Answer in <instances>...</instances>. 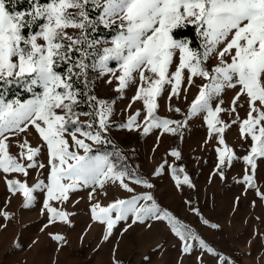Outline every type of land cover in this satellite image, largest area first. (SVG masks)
Returning a JSON list of instances; mask_svg holds the SVG:
<instances>
[{
    "label": "snow or ice",
    "instance_id": "6c2138e0",
    "mask_svg": "<svg viewBox=\"0 0 264 264\" xmlns=\"http://www.w3.org/2000/svg\"><path fill=\"white\" fill-rule=\"evenodd\" d=\"M88 5L102 9L95 20L89 17ZM37 21H41L38 30L25 35L23 30ZM97 24L106 29L116 27V34L110 41L90 38L88 30L95 31ZM189 24L195 25L203 37L202 51L174 38V29ZM68 28L79 30V34L68 35ZM213 56L218 62L209 67L207 62ZM90 57L91 64L87 62ZM110 61H115L116 67H110ZM60 63L67 65L63 73L56 71ZM90 68L97 72V78L109 75L106 82H115L118 92L136 84L132 100L143 103L145 134L154 128L175 134L185 126L156 115L158 101L169 86L171 99L188 91L185 81L189 85L197 77L207 81L199 87L189 114H204L210 134L218 137V166L231 163L234 156L225 142L227 124L221 119L225 109L219 97L226 90L239 89L231 100V112H237L244 98L248 111L245 118L237 116L232 123H238L242 139L250 137L253 142L249 154L242 159L254 173L256 158H264V0H29L27 11L9 10L6 0H0V81L22 83L32 93V98L23 102L0 96V170L27 175L26 168L45 167L36 162L42 149L31 146L26 139L19 144V155L27 159V165L9 151L10 137L26 135L34 129L46 145L49 167L47 183L41 180L34 188L46 191L43 208L50 222L69 220V213L53 207L50 201H68L71 193L80 188L91 187L92 199L97 186L104 188L109 182L118 183L130 193L134 189L126 179L153 187L121 164L123 158L118 153L93 154L94 148L110 143L104 133L110 127L112 107L86 90ZM81 80L85 90L75 87ZM36 87L42 91L36 92ZM80 97L86 98L94 111L77 112L76 106L85 102ZM81 115L90 119L81 121ZM139 115L138 110L121 127L139 128ZM171 155L180 157L175 150ZM244 181L251 185L253 175L246 173ZM6 183L9 191L23 193L25 206L34 200L33 187L12 179ZM183 183H190L187 175ZM91 217L106 226L104 239L121 221L131 220L130 228L150 219L167 220L173 225L172 231L185 241L182 250L187 253L192 248L187 243L192 234L177 227L172 214L163 210L150 192L117 199L106 206L93 203ZM53 238L63 239L59 235ZM199 244L213 252L203 240Z\"/></svg>",
    "mask_w": 264,
    "mask_h": 264
},
{
    "label": "rangeland",
    "instance_id": "374dc122",
    "mask_svg": "<svg viewBox=\"0 0 264 264\" xmlns=\"http://www.w3.org/2000/svg\"><path fill=\"white\" fill-rule=\"evenodd\" d=\"M65 31L73 37L79 34L77 29L68 28ZM114 35L101 39L110 41ZM201 39L203 42L202 36ZM39 42L43 43L42 40ZM92 62L91 57L88 63ZM178 62L177 54L176 64ZM217 62L213 56L207 64L212 67ZM176 64L172 65L171 71H175ZM109 66L116 67L115 61H110ZM184 75H188L187 70ZM89 79L91 95L112 107L110 127L104 133L110 143L94 148L93 154L118 153L123 158L119 161L121 164L153 187L147 188L144 184H136L133 179H126L125 182L134 189L130 193L118 183L109 182L104 188L97 186L92 199L89 198L91 187L80 188L71 193L68 201H50L53 207L69 213L68 222H50L49 214L43 208L46 191L34 188L41 180L47 183L46 145L42 144L34 129L26 135L10 137V154L27 165V159H21L19 155V144L26 139L31 146L42 149L36 162L45 167L26 168L27 175L0 170V264H264V158H256L254 173L242 159L249 154L253 142L250 137L242 139L238 123H232L237 116L245 118L248 111L244 98L239 102L237 112H231V100L239 89L226 90L219 97L225 109L221 114V119L227 124L225 142L234 156L231 163L218 166L216 149L221 147L218 137L210 134L204 114H189L199 87L207 81L198 77L192 85L185 81L184 87L188 91L171 99L169 86L158 101L156 115L180 121L185 126L175 134L155 128L145 134L146 111L143 103L132 100L136 84L122 93L118 92L115 82H106L110 79L109 75L97 78V72L91 68ZM10 85L26 90L22 83L0 81V87ZM176 108L180 111L176 112ZM75 110L86 113L77 106ZM138 110L137 123L140 127H121ZM88 119L87 116H80L81 121ZM173 150L180 153L179 158L171 155ZM110 158L116 159L115 156ZM246 173L253 175L251 185L244 181ZM185 175L189 184L183 183ZM8 179L33 187L34 200L25 206L23 193L9 191ZM145 192H150L158 205L172 214L177 227L192 234V238L187 240L192 245L191 251L186 253L182 250L185 241L172 231L173 225L167 220L150 219L146 223L132 224L130 228L131 220L121 221L108 239H104L106 226L92 219L91 205L98 202L106 206L117 199H128ZM56 235L63 239H54ZM196 237L213 252L201 247Z\"/></svg>",
    "mask_w": 264,
    "mask_h": 264
},
{
    "label": "trees",
    "instance_id": "16d2710c",
    "mask_svg": "<svg viewBox=\"0 0 264 264\" xmlns=\"http://www.w3.org/2000/svg\"><path fill=\"white\" fill-rule=\"evenodd\" d=\"M6 7L9 10H14V11H27L29 9V0H6ZM87 12L89 14V17L91 19L95 20L96 17L99 15L100 9L91 8V6L88 5L87 6ZM40 23H41V21H37L36 24H33L31 26V28H25L23 30L24 34L27 35L29 32L35 33L38 30ZM116 31H117V28L115 29V27L106 29L102 25L97 24L95 31H93L91 29L88 30V35L92 39H101V38L111 37L112 35H114L116 33ZM173 34H174L175 39L187 41L189 43L190 47L197 49V50H200V51L203 50L201 48L202 39H201V36H200L199 32L197 31L195 25L189 24L185 27L174 29ZM73 55H75V53ZM90 59H91V57L89 58V60ZM66 68H67L66 64L60 63V64H58L56 71L63 73L66 70ZM89 81H90V79L88 77V83H87L86 90L91 95L92 89H91V85H90ZM75 87L79 88L81 90H85V82L83 80H81L79 83L75 84ZM39 89H40L39 87H36L35 91L38 92ZM0 96L11 97L14 100L19 99L21 101H24L25 99L31 97L32 93H30L24 89H20L18 86L14 87V86L10 85L6 88L0 87ZM80 99L85 101V102H82V103L77 105V107L80 110H82L84 112L94 111V106L92 104L86 102V98L80 97Z\"/></svg>",
    "mask_w": 264,
    "mask_h": 264
}]
</instances>
